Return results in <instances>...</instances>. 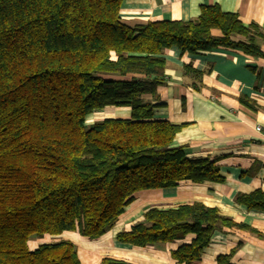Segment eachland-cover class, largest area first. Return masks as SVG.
I'll use <instances>...</instances> for the list:
<instances>
[{
  "label": "trees",
  "instance_id": "trees-1",
  "mask_svg": "<svg viewBox=\"0 0 264 264\" xmlns=\"http://www.w3.org/2000/svg\"><path fill=\"white\" fill-rule=\"evenodd\" d=\"M122 1L0 0V264H81L69 239L33 250L27 242L64 231L95 239L140 190L223 179L215 161L191 159L174 143L181 125L154 119L156 105L142 95L154 96L165 82L164 49L196 54L221 46L263 56V32L216 4L200 6L192 20L128 26ZM184 73L200 76L189 64ZM109 106H127L130 115L86 122ZM236 201L264 209V192ZM222 226L237 224L200 202L148 207L117 239L144 247L193 235L171 252L187 264ZM100 264L136 263L104 257Z\"/></svg>",
  "mask_w": 264,
  "mask_h": 264
},
{
  "label": "crops",
  "instance_id": "crops-1",
  "mask_svg": "<svg viewBox=\"0 0 264 264\" xmlns=\"http://www.w3.org/2000/svg\"><path fill=\"white\" fill-rule=\"evenodd\" d=\"M214 4L235 13L244 25H258L264 34V0H123L119 16L128 26L163 19L187 21L198 16L200 6ZM259 45L264 54V40ZM163 55L165 82L154 96L143 94L142 98L156 105L154 119L181 125L174 143L184 146L191 159L215 161L223 179L181 180L172 187L140 190L100 237L88 239L76 231H64L57 237L31 236L30 250L42 242L69 239L76 245L81 264H100L104 257L136 264H179L171 252L193 235L137 247L120 242L117 233L141 221L148 207L200 202L216 208L237 226L216 229L199 260L187 264H216V258L224 254L230 255V264H264V209L246 208L236 201L238 195L255 189L264 192V55L221 46L196 54L170 47ZM188 64L200 72L198 79L184 73ZM129 115L127 106H109L94 118Z\"/></svg>",
  "mask_w": 264,
  "mask_h": 264
},
{
  "label": "rangeland",
  "instance_id": "rangeland-1",
  "mask_svg": "<svg viewBox=\"0 0 264 264\" xmlns=\"http://www.w3.org/2000/svg\"><path fill=\"white\" fill-rule=\"evenodd\" d=\"M99 113H102V110H100V111H97V112H94V113H92L90 116L88 115V116H86V122L89 124V123H92V122H94V121H96V120H99V119H95L94 118V116H96V115H98ZM100 117V116H99ZM95 119V120H94ZM93 120V121H92Z\"/></svg>",
  "mask_w": 264,
  "mask_h": 264
},
{
  "label": "built area",
  "instance_id": "built-area-1",
  "mask_svg": "<svg viewBox=\"0 0 264 264\" xmlns=\"http://www.w3.org/2000/svg\"><path fill=\"white\" fill-rule=\"evenodd\" d=\"M257 129H259V127H257Z\"/></svg>",
  "mask_w": 264,
  "mask_h": 264
}]
</instances>
